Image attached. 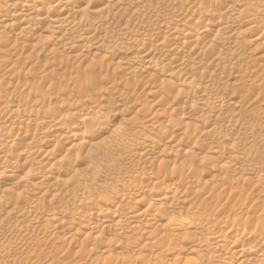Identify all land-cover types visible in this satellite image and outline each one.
Instances as JSON below:
<instances>
[{
	"label": "bare ground",
	"instance_id": "1",
	"mask_svg": "<svg viewBox=\"0 0 264 264\" xmlns=\"http://www.w3.org/2000/svg\"><path fill=\"white\" fill-rule=\"evenodd\" d=\"M0 264H264V0H0Z\"/></svg>",
	"mask_w": 264,
	"mask_h": 264
},
{
	"label": "rangeland",
	"instance_id": "2",
	"mask_svg": "<svg viewBox=\"0 0 264 264\" xmlns=\"http://www.w3.org/2000/svg\"><path fill=\"white\" fill-rule=\"evenodd\" d=\"M108 75H109V74H108ZM61 76H62V75H61ZM65 77H66V78H65ZM72 77H73V76H72ZM103 77H104V76L101 75V76H99V78H97L96 80H99L100 78L104 80ZM67 78H69L68 75L64 76L63 78L61 77L62 80H65V79H67ZM104 82H105V81H100V83H99V82H98V83L100 84V86H102ZM63 83H64V82H63ZM99 84H98V85H99ZM62 90H63V89L60 88L59 91L63 93ZM121 90H122V92H126V89L124 90V89L121 88L120 91H121ZM64 91H65V90H64ZM67 92H68L69 94L75 95V90H70V92H69V89H68V91H66V93L64 92L65 95H66V97H67V95H68ZM68 96H70V95H68ZM142 100H144V98H143L142 96H140L139 101H142ZM137 107H138V106H137ZM105 108H106L107 112H109V111H108V110H109V109H108V106H106ZM131 113H132V112H128V111H127V112L124 113V115H123L124 117H123V116H122V118H121V117H116V118L113 120V123H114L113 126L115 127V126L118 125L119 123L121 124V123H122L121 120L129 118V117L131 116ZM82 167H83L82 164H79V165H78V169H81ZM255 193H256V192H251V196H254ZM251 198H252V197H251ZM209 212H210V211H209ZM213 214H214V211H212V215H213ZM113 257H114V256H113Z\"/></svg>",
	"mask_w": 264,
	"mask_h": 264
}]
</instances>
